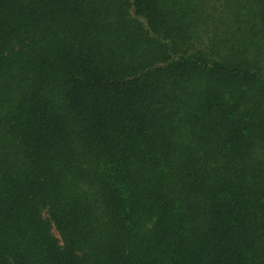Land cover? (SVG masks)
<instances>
[{
	"label": "trees",
	"instance_id": "obj_1",
	"mask_svg": "<svg viewBox=\"0 0 264 264\" xmlns=\"http://www.w3.org/2000/svg\"><path fill=\"white\" fill-rule=\"evenodd\" d=\"M0 264H264V0H0Z\"/></svg>",
	"mask_w": 264,
	"mask_h": 264
}]
</instances>
